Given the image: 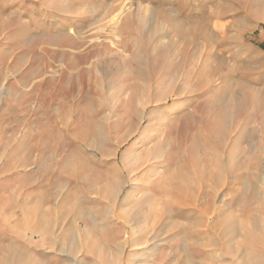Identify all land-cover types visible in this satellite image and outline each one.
Masks as SVG:
<instances>
[{
	"label": "rangeland",
	"instance_id": "rangeland-1",
	"mask_svg": "<svg viewBox=\"0 0 264 264\" xmlns=\"http://www.w3.org/2000/svg\"><path fill=\"white\" fill-rule=\"evenodd\" d=\"M0 264H264V0H0Z\"/></svg>",
	"mask_w": 264,
	"mask_h": 264
}]
</instances>
